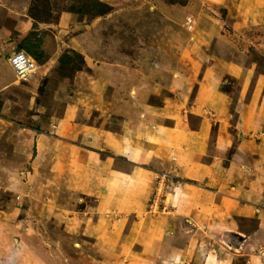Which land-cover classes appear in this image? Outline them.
<instances>
[{
  "label": "rangeland",
  "instance_id": "374dc122",
  "mask_svg": "<svg viewBox=\"0 0 264 264\" xmlns=\"http://www.w3.org/2000/svg\"><path fill=\"white\" fill-rule=\"evenodd\" d=\"M243 1L0 0V56L35 64L0 89V264H201L233 251L175 207L172 143L153 127L206 117L212 145L218 120L199 89L213 79L235 140L236 125L252 136L264 124V23ZM112 174L114 197L98 183Z\"/></svg>",
  "mask_w": 264,
  "mask_h": 264
},
{
  "label": "crops",
  "instance_id": "0c3cea01",
  "mask_svg": "<svg viewBox=\"0 0 264 264\" xmlns=\"http://www.w3.org/2000/svg\"><path fill=\"white\" fill-rule=\"evenodd\" d=\"M237 7H240L239 11L244 16L253 18L254 22L264 23V0H244L243 3L238 2ZM214 30L216 29H213L211 34ZM8 52H3L0 56H5V59L0 61V89L6 84L7 76L11 77L12 69L6 60ZM210 72L211 67L205 73L209 79ZM213 80L211 82H214ZM211 82H208L210 87L207 90L204 87L199 89V96L210 100L218 120L212 145L206 142L209 133V121L206 117H203L197 130H190L177 123L163 130L153 127V132L158 138H161V131L162 139L172 143L169 152L165 153V156H168H162V162L173 170L177 169L180 175L176 188H171L175 195L173 203L178 207V211L189 216L191 214L189 222H203L202 229L205 233L211 234L217 241L227 240L232 246L230 249L233 251L229 255L225 254V257L219 259L209 253L203 257L201 264H264V255L261 254V248L264 247V130L261 129L264 124L259 123L252 136L249 128L251 126L236 125L239 139L235 140L230 135L232 132H229V123H226L225 113L222 112L226 105L225 96L211 89ZM10 84L11 82L7 83ZM4 124L0 123V128L4 127ZM246 134H249L248 138ZM233 141L235 147L227 157L226 149ZM205 156L207 162L203 159ZM142 174L143 169L140 167L129 172L135 188L141 181L145 182ZM183 174L187 176L183 178ZM102 176L98 177V183L104 185L105 180L110 183L106 191H102L101 187L102 194L110 193V196L114 197L119 180L113 174L111 178ZM180 179H185V182ZM242 232L248 235L243 241L240 240V235L238 236ZM228 238L232 241L229 242ZM237 258L238 262L232 263V259Z\"/></svg>",
  "mask_w": 264,
  "mask_h": 264
},
{
  "label": "built area",
  "instance_id": "2783aa9c",
  "mask_svg": "<svg viewBox=\"0 0 264 264\" xmlns=\"http://www.w3.org/2000/svg\"><path fill=\"white\" fill-rule=\"evenodd\" d=\"M8 64L19 79H27L35 69V64L22 50L12 51L8 57Z\"/></svg>",
  "mask_w": 264,
  "mask_h": 264
},
{
  "label": "clouds",
  "instance_id": "9594fccd",
  "mask_svg": "<svg viewBox=\"0 0 264 264\" xmlns=\"http://www.w3.org/2000/svg\"><path fill=\"white\" fill-rule=\"evenodd\" d=\"M12 69V68H11ZM14 72V71H13ZM14 76L17 78V80H21V81H24V80H27L28 78H29V76H28V78L27 79H19L16 75H15V73H14Z\"/></svg>",
  "mask_w": 264,
  "mask_h": 264
},
{
  "label": "bare ground",
  "instance_id": "6f19581e",
  "mask_svg": "<svg viewBox=\"0 0 264 264\" xmlns=\"http://www.w3.org/2000/svg\"><path fill=\"white\" fill-rule=\"evenodd\" d=\"M230 231V230H229ZM239 236V235H238Z\"/></svg>",
  "mask_w": 264,
  "mask_h": 264
}]
</instances>
